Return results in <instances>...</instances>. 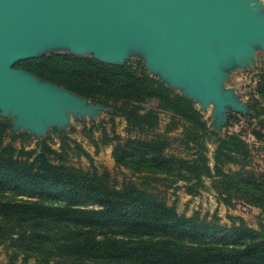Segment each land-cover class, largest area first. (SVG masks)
Instances as JSON below:
<instances>
[{
	"label": "trees",
	"instance_id": "trees-1",
	"mask_svg": "<svg viewBox=\"0 0 264 264\" xmlns=\"http://www.w3.org/2000/svg\"><path fill=\"white\" fill-rule=\"evenodd\" d=\"M13 68L122 118L127 137H115L118 167L177 178L194 193L209 180L224 203L232 206L235 199L264 209V173L246 170L248 144L234 134L216 139L211 166L206 142L212 133L194 103L150 76L141 61L115 65L51 53ZM254 94L250 100L255 111L260 108L250 135L258 141L264 138V75ZM157 111L171 115L167 133L156 132ZM178 125L183 132L171 138ZM10 131V122L0 118V185L64 204L0 201V248L8 264H264V234L243 223L226 227L179 215L158 194L131 183L117 187L106 173L67 165V151L47 140L29 151L18 149L14 143L21 136ZM175 145L189 157L169 153Z\"/></svg>",
	"mask_w": 264,
	"mask_h": 264
},
{
	"label": "rangeland",
	"instance_id": "rangeland-1",
	"mask_svg": "<svg viewBox=\"0 0 264 264\" xmlns=\"http://www.w3.org/2000/svg\"><path fill=\"white\" fill-rule=\"evenodd\" d=\"M220 1L235 8L234 14L239 15L236 18L244 26H224L219 30L183 25L185 42L195 49L196 55L193 64L185 69L172 64L171 54L161 57L156 52L161 43L159 34L151 39L132 27L126 28L122 41L114 50H105L89 40L72 43L63 31H58L52 37L30 41L22 56H27L35 47L37 53L68 51L114 64L143 60L149 75L174 93L190 99L203 117L212 133L206 142L211 166L216 139L234 134L249 146L251 156L246 170L264 173V138L257 141L250 135L260 108L258 106L255 111L250 97L255 93L259 77L264 75V0ZM24 77L42 95L40 104L33 107L31 100L22 103L17 96L10 99L0 94V118L10 122L12 134L21 136L14 143L16 148L25 147L29 151L38 141L47 140L53 149L61 147L67 151V165L84 172L106 173L117 187L131 183L158 194L179 215L217 221L226 227L243 223L264 234V209L235 199L231 201L232 206L224 203L209 180L205 181L204 188H195L194 193L188 192L186 183L177 178L156 177L118 167L113 158L115 137H127L122 118L114 116L111 108L75 97L38 78ZM157 112L159 129L156 132L167 133V128H173L171 115ZM173 123L178 122L173 120ZM182 132L178 125L169 136L177 138ZM169 153L189 157L187 151L176 145ZM3 200L64 204L22 187L0 185V201ZM0 264H8L3 248H0ZM29 264L37 263L31 260Z\"/></svg>",
	"mask_w": 264,
	"mask_h": 264
},
{
	"label": "water",
	"instance_id": "water-1",
	"mask_svg": "<svg viewBox=\"0 0 264 264\" xmlns=\"http://www.w3.org/2000/svg\"><path fill=\"white\" fill-rule=\"evenodd\" d=\"M234 13V7L220 0H0V94L10 99L17 96L22 103L31 100L33 107L41 103L42 95L24 76L36 77L13 66L51 53L78 55L68 51L37 53L34 47L22 56L30 41L52 37L58 31L72 43L89 40L105 50L116 49L128 27L151 39L159 34L161 43L156 52L161 57L171 54L172 64L185 69L196 55L185 42L182 26L221 30L239 24V15Z\"/></svg>",
	"mask_w": 264,
	"mask_h": 264
}]
</instances>
